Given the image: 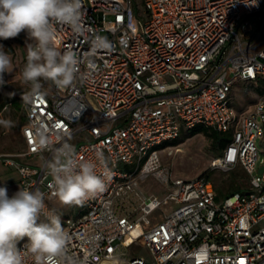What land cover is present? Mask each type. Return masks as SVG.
Listing matches in <instances>:
<instances>
[{
	"label": "built area",
	"instance_id": "1",
	"mask_svg": "<svg viewBox=\"0 0 264 264\" xmlns=\"http://www.w3.org/2000/svg\"><path fill=\"white\" fill-rule=\"evenodd\" d=\"M131 2L82 0L84 34L58 26L57 46L77 53L84 78L65 89L42 81L43 94L23 103V150L0 152V164L17 172L20 188L44 193L45 211L58 216L47 202L56 197L40 133L97 164L104 190L80 206L75 220L60 216L71 237L68 256L79 264H264V173L256 146H264V97L242 114L230 100L238 83L264 78V0H136L142 18ZM249 18L253 30L239 34ZM97 34L110 50L92 53ZM196 126L232 130L210 169L240 167L245 193L217 201L205 177L175 178L163 166L159 146ZM32 157L42 163L22 162ZM147 179L161 187L160 197L142 196L138 183ZM135 244L152 259L123 258Z\"/></svg>",
	"mask_w": 264,
	"mask_h": 264
},
{
	"label": "clouds",
	"instance_id": "2",
	"mask_svg": "<svg viewBox=\"0 0 264 264\" xmlns=\"http://www.w3.org/2000/svg\"><path fill=\"white\" fill-rule=\"evenodd\" d=\"M82 0H0V40L26 33V63L21 71V83L30 85V93L22 101L42 95V83L50 82L59 89L74 86L83 80L81 60L72 50L61 51L57 46L58 26H67L77 35L84 34ZM107 37L95 35L90 39L94 54L110 50ZM12 58L0 44V86L6 82L4 74L12 70ZM0 125L12 127L10 120ZM56 141L43 132L38 144L51 153L45 161V171L51 177L50 188L62 205L83 206L105 188L104 175L97 173V164L78 157L75 147ZM96 159L104 163L101 153ZM45 196L39 190L19 188L11 197L6 187H0V264H27L25 252L34 264H79L68 256L70 235L63 230L60 216L45 211ZM44 217L41 220V217ZM24 249L19 247L21 241Z\"/></svg>",
	"mask_w": 264,
	"mask_h": 264
},
{
	"label": "rangeland",
	"instance_id": "3",
	"mask_svg": "<svg viewBox=\"0 0 264 264\" xmlns=\"http://www.w3.org/2000/svg\"><path fill=\"white\" fill-rule=\"evenodd\" d=\"M131 5L136 18L144 17L142 9L138 12L136 11V0H132ZM248 21L250 22L249 25L239 28V34L243 33L245 30H248V34L251 33L254 28L251 23L252 18H249ZM27 43H31V41L24 32L16 38L0 40V44L4 46V50L11 56L13 65L11 72L4 74V80L6 83L3 86H0V104L4 100H10L13 96L22 99L23 94L30 93V85L21 83V71L26 63ZM258 99L259 95L255 93V88L248 83H238L233 87L230 94L231 105L237 114H242L252 109L254 103L258 101ZM24 102L25 101L22 103L19 102L20 108L9 103L0 111V120H10L13 122L12 127H4L3 125H0V152L14 153L23 150L21 138L23 124L21 118L25 114L23 107ZM184 133H182L180 137H182ZM256 146L257 169H259L260 167H264V146L260 144L259 140L256 141ZM213 153L214 150L211 147L210 140L199 133L192 137H183V141L176 148L167 147L162 149L159 152V155L163 166L167 168L169 173L173 177L183 180L195 179L197 176L204 175L209 171H212L211 178L216 183H219L222 174L228 175L229 173H235L241 176L243 175L241 171L235 169L230 172L211 170L210 164L213 158ZM22 162L34 166H39L42 163L37 157L24 158L22 159ZM119 169L122 172L128 173L133 170V167L120 165ZM240 181L243 184L245 183L243 179ZM138 189L145 198L152 196L160 197L163 192L161 187L152 179L139 182ZM47 202L51 208L63 218V220H75L78 210L80 209V206L62 205L57 198H49L47 199ZM25 240L27 239L25 238ZM121 252L124 255L123 258L134 255L141 256L147 261L152 259L146 248L136 244L129 249H123Z\"/></svg>",
	"mask_w": 264,
	"mask_h": 264
},
{
	"label": "trees",
	"instance_id": "4",
	"mask_svg": "<svg viewBox=\"0 0 264 264\" xmlns=\"http://www.w3.org/2000/svg\"><path fill=\"white\" fill-rule=\"evenodd\" d=\"M246 83L252 85L255 88V93L259 95V97H264V78H258L255 81H250ZM19 102L22 103L23 101L22 99H19L16 96L11 97L10 100H7V101L4 100L0 104V111L3 109V107H5V105L9 103H12L15 105V107L20 108ZM25 120H26V116L24 114V116L21 118V122L23 126H24ZM199 133L205 136L208 140H210L211 147L214 150L212 159L220 156L222 150L230 142L231 137H232V130H229L226 133H218L212 129L204 128L203 126H196L192 128L191 130H189L188 132L184 133L182 137H179L175 140L164 142L163 144L159 146L158 149L162 150L167 147L176 148L183 141V137L188 138V137H192ZM235 170L241 171L243 175L241 176L235 173H229L228 175L222 174L221 180L219 181V183H216L211 178L212 171H209L206 174L200 175L197 177H205L212 183L213 188H214V193H215V199L217 201H220L230 195H233L234 193H245L247 191L248 180H247L245 173L240 167H236ZM241 179H243V181L245 182L244 184L241 183L240 181Z\"/></svg>",
	"mask_w": 264,
	"mask_h": 264
},
{
	"label": "crops",
	"instance_id": "5",
	"mask_svg": "<svg viewBox=\"0 0 264 264\" xmlns=\"http://www.w3.org/2000/svg\"><path fill=\"white\" fill-rule=\"evenodd\" d=\"M19 177L17 172L0 164V187L8 189V195L11 197L19 190Z\"/></svg>",
	"mask_w": 264,
	"mask_h": 264
},
{
	"label": "water",
	"instance_id": "6",
	"mask_svg": "<svg viewBox=\"0 0 264 264\" xmlns=\"http://www.w3.org/2000/svg\"><path fill=\"white\" fill-rule=\"evenodd\" d=\"M258 173H259V174L264 173V167H260V168L258 169Z\"/></svg>",
	"mask_w": 264,
	"mask_h": 264
}]
</instances>
